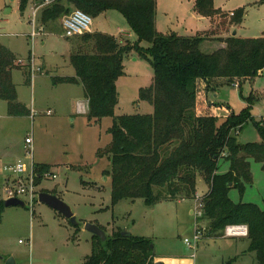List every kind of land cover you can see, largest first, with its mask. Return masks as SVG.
<instances>
[{
    "label": "rangeland",
    "instance_id": "obj_1",
    "mask_svg": "<svg viewBox=\"0 0 264 264\" xmlns=\"http://www.w3.org/2000/svg\"><path fill=\"white\" fill-rule=\"evenodd\" d=\"M32 2L30 0L26 9L21 10L19 0H0V42L11 49L24 66L14 71L13 82L18 102L31 111L30 116H10L8 103L0 100V201H5L4 186L12 176L10 167L19 163L31 167L25 141L32 136L35 164L49 165L51 172L57 175L55 180L43 178L37 191L54 194L68 204L79 226L72 225L60 212L39 200L33 209L28 205L5 208L0 216V255L5 260L0 259V264H6L11 257L17 264H87L95 237L85 230L88 223L101 227L107 236L127 231L134 237L149 238L153 241L154 253L173 264H224L237 254L242 258L236 264H253L250 256L242 254L249 246L247 237L228 238L224 231L205 235L195 247L185 243L194 241L196 226L208 228L207 221L196 220L197 197L203 199L209 192L203 175H198V192L194 199H161L152 206L141 198L113 203L111 156L105 153L113 141V118L90 120L85 111L84 87L53 81L54 77H75L70 58L78 52L91 53L92 43L80 36L67 38L62 18L44 26L41 14L37 17V27L43 26L45 32L37 29L38 35L33 39ZM195 2L156 0L157 30L189 38L202 33L205 27L200 26L208 24V20L193 10ZM213 2L228 16L231 12L245 11L243 21L233 26L232 33L237 37L264 36V0ZM92 20L93 34H109L133 47L138 42L118 11L105 12ZM141 47L148 48L149 44L142 42ZM215 47L214 44L202 45L201 50L212 53ZM124 66L125 73L117 82L116 115L153 114V107L141 100V92L154 83L149 58L141 56L135 47L125 56ZM239 83L213 80L206 89L200 82L196 114H209L207 107L213 105L214 114L222 123L231 111L237 115L247 111L254 120L239 132L238 142L243 145L261 143L255 122L264 120V72ZM250 162L253 182L245 184L243 193L238 187L230 190L229 196L235 203H252L264 212V170L255 160ZM229 170L230 162L221 159L218 173ZM165 192L155 189V194L161 197Z\"/></svg>",
    "mask_w": 264,
    "mask_h": 264
},
{
    "label": "trees",
    "instance_id": "obj_2",
    "mask_svg": "<svg viewBox=\"0 0 264 264\" xmlns=\"http://www.w3.org/2000/svg\"><path fill=\"white\" fill-rule=\"evenodd\" d=\"M29 1L19 0V8L25 10ZM75 9L92 18L118 11L138 38L133 47L109 34L80 36L92 43L93 51L71 56L75 77L53 78L56 84L84 87L90 120L113 118V141L105 151L111 156L113 203L141 198L152 206L161 199H194L198 175H203L209 192L202 199L203 213L198 220L208 222L206 235L221 234L228 226L245 225L248 252L255 255V264H264V212L252 203H235L229 196L230 190L238 187L243 193L245 184L253 182L251 159L264 170V120L255 122L262 142L243 145L237 135L254 120L249 112L237 115L231 111L222 123L213 105L207 107L209 114H196L200 82L208 89L213 80H237L242 84L259 76L264 69V36H232L223 40L225 48L204 53L201 45L212 33L189 38L157 30L156 0H55L41 11V22L47 26ZM193 10L202 17L219 19L228 28L239 25L245 17V11L240 10L228 19L213 0H196ZM142 42L149 47H141ZM135 47L141 56L149 58L154 69L153 85L141 92V100L148 102L154 112L119 116L117 82L125 73V56ZM23 68L19 57L0 42V100L8 103L10 116L31 115L18 102L13 82L14 71ZM221 159L230 162V170L224 174L218 173ZM35 169L41 175L36 180L39 186L51 167L35 164ZM156 188L166 190L163 197L155 194ZM4 202L0 201V216L6 208ZM152 245L149 238L123 237L121 231L108 236L105 242L94 237L93 251L86 263L155 264ZM234 263L235 259H231L224 264Z\"/></svg>",
    "mask_w": 264,
    "mask_h": 264
},
{
    "label": "built area",
    "instance_id": "obj_3",
    "mask_svg": "<svg viewBox=\"0 0 264 264\" xmlns=\"http://www.w3.org/2000/svg\"><path fill=\"white\" fill-rule=\"evenodd\" d=\"M55 0H44L42 3L34 4L32 26L33 33L32 38L34 39L37 35V29L39 32H45L43 26L37 27V17L41 11L47 6L51 5ZM93 25L92 17L85 12L75 9L69 15L62 18V26L67 38H73L77 36H83L85 34L91 33ZM263 71L260 72L262 74ZM237 87H239L237 85ZM86 112H88V104L86 103ZM26 156L32 160L31 167L19 163L10 167L12 176L6 180L4 186L5 200L10 199H20L26 203V206L34 208L35 202L39 200V194L41 192L37 191L36 180L41 177L40 174L36 172L35 162H34V152H33V137L28 136L26 138ZM28 175L27 178L24 176ZM56 179L57 175L52 172H47L42 176V179ZM198 196V195H197ZM198 201V213L196 214V220L202 217L203 213V201L201 197H197ZM194 213V212H193ZM207 229L201 228V226H196V231L194 235V241L186 240L185 243L189 247H195L201 239L206 235ZM225 236L228 238H246L248 236V227L245 225L228 226L225 229Z\"/></svg>",
    "mask_w": 264,
    "mask_h": 264
},
{
    "label": "water",
    "instance_id": "obj_4",
    "mask_svg": "<svg viewBox=\"0 0 264 264\" xmlns=\"http://www.w3.org/2000/svg\"><path fill=\"white\" fill-rule=\"evenodd\" d=\"M234 36H236V33H234ZM39 202L48 205L50 208L56 210L57 212H60L63 216H65L72 225L74 226H79V222L77 221V217L73 213L71 207L66 204L64 201H62L58 196L47 193V192H42L39 194ZM4 205L6 208L10 207H26V203L20 199H10V200H5ZM85 230L95 237L99 238L103 242H105L108 238L106 235L105 231L99 227L98 225H94L91 223H88L85 225ZM129 233L127 231L122 233L123 237L128 236ZM152 248L154 246L152 245ZM1 260H5L3 256L0 255ZM6 264H17L14 258H9L6 260ZM156 264H162L161 262H157Z\"/></svg>",
    "mask_w": 264,
    "mask_h": 264
},
{
    "label": "crops",
    "instance_id": "obj_5",
    "mask_svg": "<svg viewBox=\"0 0 264 264\" xmlns=\"http://www.w3.org/2000/svg\"><path fill=\"white\" fill-rule=\"evenodd\" d=\"M233 14L234 13L231 12L229 14V16L226 15V17H228L230 19V18H232V15ZM203 18H204V20H208V24L202 23V25L200 27L201 28H204L205 27V28L202 29L200 32H202V33H205L206 32L208 34H211V33L212 34L209 36V39L206 40L202 45L203 46L204 45H207V44H214V45H216V47L213 48V49H215V50H213V52H215V51H217V50H219L221 48H225L226 47V43L223 42V40H226L227 38L234 36V33L235 32L232 33L233 27L232 26H229L230 28L226 27L225 25H227V24L226 23H223V22L219 23V21H218L219 19H217V18H214V19L206 18V17H203ZM224 22H228V21H224ZM213 31H215V32L213 33ZM218 40H220V41L218 43H216V41H218ZM218 80H223V79H218ZM86 103H87V101H86ZM248 248H249V246H248ZM242 254H244V256H246V255L247 256H250L253 259V264H255V261H254L255 255L253 253H249L248 252V249L245 250ZM155 255H156L155 264L157 262H160V260L162 261V264H173L172 261H167V260H165L164 258H161V257L159 258V256L156 253H155ZM241 258H242L241 255L240 254H237V256H235V257H233L231 259H235V263L234 264H236L238 262V260H240Z\"/></svg>",
    "mask_w": 264,
    "mask_h": 264
}]
</instances>
